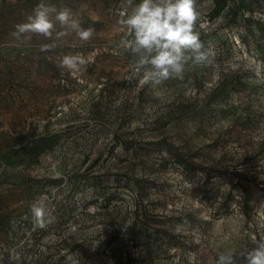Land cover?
I'll list each match as a JSON object with an SVG mask.
<instances>
[{"label": "rangeland", "instance_id": "obj_1", "mask_svg": "<svg viewBox=\"0 0 264 264\" xmlns=\"http://www.w3.org/2000/svg\"><path fill=\"white\" fill-rule=\"evenodd\" d=\"M228 1L212 19L214 0H195L211 56L153 88L124 46L123 0H45L94 30L48 52L43 37L12 36L39 0H0V264H215L255 247L264 0ZM64 55L82 56L84 70L57 67ZM38 200L54 217L43 229L30 212Z\"/></svg>", "mask_w": 264, "mask_h": 264}, {"label": "clouds", "instance_id": "obj_2", "mask_svg": "<svg viewBox=\"0 0 264 264\" xmlns=\"http://www.w3.org/2000/svg\"><path fill=\"white\" fill-rule=\"evenodd\" d=\"M126 11L118 21L128 38L124 46L136 58L132 67L142 73V83L155 88L171 78L182 79L188 66H204L211 56L210 49L201 42L194 30L197 15L195 0H123ZM130 9V11L128 10ZM94 30L82 28L68 8L39 0L25 22L15 25L12 36L17 41L30 42L34 36L51 43L40 45L41 52L56 48L57 41L75 36L88 42ZM87 61L79 55H64L57 67L75 76L84 70ZM33 226L43 229L54 217L42 200L30 206ZM255 247L236 253L229 250L218 255L215 264H236L239 255L243 264H264V236L253 241Z\"/></svg>", "mask_w": 264, "mask_h": 264}, {"label": "trees", "instance_id": "obj_3", "mask_svg": "<svg viewBox=\"0 0 264 264\" xmlns=\"http://www.w3.org/2000/svg\"><path fill=\"white\" fill-rule=\"evenodd\" d=\"M229 6V1L228 0H214V7L211 11V18L214 19L218 16H220ZM180 162L184 165V167L187 170H194V165L189 159H182ZM116 237H112L109 241L108 244H112L115 242ZM133 261L131 256H127L126 259L123 258H117L116 259V264H131Z\"/></svg>", "mask_w": 264, "mask_h": 264}]
</instances>
